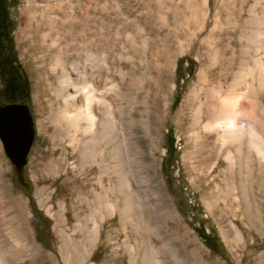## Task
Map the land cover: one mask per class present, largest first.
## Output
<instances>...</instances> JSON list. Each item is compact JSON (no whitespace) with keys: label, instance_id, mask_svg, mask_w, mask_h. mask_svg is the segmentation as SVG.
<instances>
[{"label":"bare ground","instance_id":"1","mask_svg":"<svg viewBox=\"0 0 264 264\" xmlns=\"http://www.w3.org/2000/svg\"><path fill=\"white\" fill-rule=\"evenodd\" d=\"M71 1L39 0L34 23L37 39L32 41L54 77L53 93L59 105L51 110V117L66 138L72 158L63 176L69 177L62 194L65 203L59 202L55 214H50L62 242L59 250L70 245L80 261L89 249L80 250L74 234L84 235L93 247L101 228L117 216L119 228L108 229L105 236L109 245L116 248L121 233L128 264H165L169 252L165 235L150 227V219L155 213L164 223L170 209L160 191L151 201L146 185L152 176L138 173L142 166L129 144V118L125 108L110 99L111 94L117 98L116 90L100 69V40H90L85 33L86 0H76L77 11ZM184 4L181 54H193L199 64L196 83L181 101V128L192 143L186 154L202 153L201 163L209 165L199 177L208 186L223 183L218 193L224 196L223 206L231 208L226 214L218 213L216 222L233 228L264 226V197L256 199L251 188L255 180L264 184V0H184ZM74 20L78 28L73 32ZM112 159L113 166L104 162ZM91 165L114 179L112 187H104L98 176L100 189L90 190L92 202L86 196L88 190L82 194ZM69 200L82 207L68 209ZM101 201L104 204L97 209L95 204ZM204 202L208 209L218 210L211 196ZM84 209L88 212L81 215ZM20 229L25 233L24 225ZM238 230L227 231L235 242L242 238ZM151 236L157 239V247L151 244ZM32 244L26 237L0 235V264H14L21 258H28L23 264H50L42 251L34 255Z\"/></svg>","mask_w":264,"mask_h":264},{"label":"rangeland","instance_id":"2","mask_svg":"<svg viewBox=\"0 0 264 264\" xmlns=\"http://www.w3.org/2000/svg\"><path fill=\"white\" fill-rule=\"evenodd\" d=\"M13 2L7 10L14 24L12 43L28 81V97L23 103L31 115L34 135L23 167L29 186L26 191L15 180L12 165L0 143L1 238L26 237L33 243L34 255L42 251L50 258V264H128L121 248L124 236L121 233L117 236L116 248L105 240L108 229L119 228L117 216L101 228L100 239L93 247H89L84 235L74 234L78 248L89 249L80 258L81 262L70 245L66 250H59L62 242L55 230V218L50 214H55L58 203L65 200L62 194L69 177L63 179V176L72 158H69L66 138L58 133L51 117V110L59 105L53 93L54 77L46 62L39 58L37 43L32 44L37 39L34 23L40 12L39 0ZM71 4L77 11L76 0ZM184 5V0H86L85 33L90 40H100L103 57L99 60L100 69L105 81L116 90L117 98L111 94L110 99L114 105L120 103L129 118V144L142 166L138 173L152 176L146 185L149 197L155 202L160 191L170 209L164 223L152 211L150 219V227L165 235L169 251L165 264H264V226L247 224L233 228L216 222L218 213L226 214L231 208L223 206L224 196L218 193L223 183L208 186L199 177L209 165L201 163L202 153L193 151L191 157L186 154L192 150V143L181 128V101L196 83L199 64L193 54H181ZM72 23L74 32L78 27L75 20ZM104 162L115 164L113 159ZM87 169L88 185L82 194L88 190L86 196L92 202L93 193L100 189L96 182L98 176L104 187H112L114 179L100 174L94 165ZM132 186L136 187L134 183ZM251 188L256 199L263 201L264 184L255 180ZM233 193L236 194V189ZM209 196L216 201L218 210L206 207L204 200ZM103 198L106 200V196ZM66 204L68 209L72 205L82 207L75 200ZM103 204L101 201L95 205L100 209ZM87 212L80 211L81 215ZM22 225L25 233L20 229ZM86 225L90 227L91 222ZM235 230L242 236L237 243L232 234L227 235V231ZM150 241L154 247L158 246L155 236ZM26 261L28 258H21L14 264Z\"/></svg>","mask_w":264,"mask_h":264},{"label":"water","instance_id":"3","mask_svg":"<svg viewBox=\"0 0 264 264\" xmlns=\"http://www.w3.org/2000/svg\"><path fill=\"white\" fill-rule=\"evenodd\" d=\"M34 135L33 122L23 102L0 104V143L18 185L26 191L23 167Z\"/></svg>","mask_w":264,"mask_h":264},{"label":"trees","instance_id":"4","mask_svg":"<svg viewBox=\"0 0 264 264\" xmlns=\"http://www.w3.org/2000/svg\"><path fill=\"white\" fill-rule=\"evenodd\" d=\"M13 0H0V103L24 102L28 97V81L12 43L14 24L8 16ZM171 146V144H170ZM205 240V238H204ZM206 244L213 248L212 244Z\"/></svg>","mask_w":264,"mask_h":264}]
</instances>
